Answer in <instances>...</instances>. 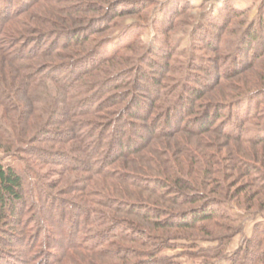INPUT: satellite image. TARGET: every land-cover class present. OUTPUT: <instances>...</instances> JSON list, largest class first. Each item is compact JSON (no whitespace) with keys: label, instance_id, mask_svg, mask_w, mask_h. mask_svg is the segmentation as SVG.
Masks as SVG:
<instances>
[{"label":"rangeland","instance_id":"1","mask_svg":"<svg viewBox=\"0 0 264 264\" xmlns=\"http://www.w3.org/2000/svg\"><path fill=\"white\" fill-rule=\"evenodd\" d=\"M4 1L11 11L18 4L23 5L13 21L4 25L9 38L14 39L11 43L37 49V53L32 51L33 54L43 51L29 59L38 69L49 65L63 66L62 74L74 75V91L66 95L49 79L47 88L40 89L49 102L35 103L29 97L28 88H31L25 76L15 79L11 73L3 83L6 94L11 95L0 102V117L4 116L0 119V127H11L12 120L21 111L25 123L34 131L43 122L40 111L49 109L55 96L65 102L74 100V105L87 96H99V101L105 102L103 111L80 117L76 107L74 112L67 110L69 118L78 124L82 121L100 127L111 119L115 121L122 117L118 124L122 139L131 137L142 142L141 146H146L142 153L147 154L144 161L139 160L146 167L145 175L144 171L141 173L140 169L134 168L138 164L124 156L109 166V174L96 175L89 171H74V167H68L73 165L71 161H54L56 148L65 150L68 144L37 141L35 134L23 135V141L11 138L14 146L11 148L4 142V149H0L3 163H13L20 169L29 167V163L40 167L41 181L46 184L44 193L54 203L52 210L59 211L64 205V209L69 210L70 205L72 212L78 214V220L81 217L74 226L76 234L73 230L69 241L61 231L64 226L57 225V220L53 222L51 213H43L44 222H37L35 217L28 218L29 229L38 227L37 237L42 239L48 235L49 240L37 254L40 258L36 264H42L45 259L58 261L56 264H138L162 257H166L168 264H264V239L261 241L260 238L264 230V139L231 140L219 130L220 123L230 116H237L232 118L237 121V112L241 116L247 115L251 109L254 119L246 122V128L250 129L248 134L259 132L258 136L264 138V0ZM232 11L236 13H230ZM92 28L96 33H89ZM74 32L89 33L88 39L80 44L65 42ZM250 32L255 33L256 39L248 43ZM45 34L51 39L47 40L50 45L43 42ZM59 35L61 38L57 40ZM3 39L0 35L1 48ZM51 44L60 45L48 53ZM3 63L5 60L0 54V65ZM36 87L41 88V85ZM11 88H15L16 93L11 92ZM192 89L199 91L201 97L198 100H194ZM180 96L182 99L191 97L198 113L188 115L189 110L181 105L184 101H180ZM134 99L142 100L144 110L152 113L147 122L138 121L127 113L128 108L131 112L137 109ZM209 100H215L217 105L220 103L222 107L217 113L222 118L207 123L210 126L204 133L188 135L194 130L193 125L189 127L184 123L185 118L199 119L205 109L197 105H205ZM59 103L58 108L64 109L63 103ZM12 105H15L14 109ZM248 106L245 112L244 108ZM30 109L34 110L28 114ZM168 112L169 124L165 122ZM209 114L214 117L215 110ZM153 122L158 134L147 144L135 133L132 123L150 136L153 134L147 128ZM67 126L68 123H63L47 127L63 129ZM35 154H41L44 161L39 162ZM218 154H221L220 159L213 165L215 177L221 178L217 182L201 184L187 173L193 167L197 172L201 171L194 161L204 162V159H211L208 155ZM171 166L178 169L177 177L181 179L167 174ZM133 170L139 178L130 181L128 172ZM176 179L183 182L179 184V191L184 195L204 194L203 202L213 199L218 214L226 218L201 221L191 228L158 229L153 227L152 220L123 209L127 203L146 205L156 214L161 212L162 215H156L154 220L164 218L163 222L169 218L162 213L164 210L180 212L199 206L202 202L195 203L197 205L173 203L171 197L177 195ZM184 181L194 185L195 189L189 188ZM160 182L163 184L158 191L157 183ZM105 184L108 189L104 188ZM155 184L158 192L147 190L146 187ZM34 201V205L41 208L42 203ZM44 205L46 207L47 203ZM28 208L24 209L28 212L25 211L27 215L23 218L35 216L34 207L33 210ZM87 208H93L94 214L91 211L82 213ZM84 217L91 218L94 224L83 222ZM129 223L138 231L127 229ZM125 232L144 236L145 241H126ZM112 233L115 235L110 236ZM106 234L110 236L109 242L98 245L95 251L82 246L86 242L98 243L100 236ZM160 239H166L168 245L161 248ZM20 240L16 235L10 239L17 245V250H7V264H26L18 244ZM126 250L130 254L125 262L111 255L115 251L120 257Z\"/></svg>","mask_w":264,"mask_h":264},{"label":"trees","instance_id":"2","mask_svg":"<svg viewBox=\"0 0 264 264\" xmlns=\"http://www.w3.org/2000/svg\"><path fill=\"white\" fill-rule=\"evenodd\" d=\"M7 6H8L7 2L3 0L2 7L0 8V15L2 14V17L0 18V35H2L4 39L1 41L2 48L0 47V54H1V57L5 60V63H3V65H0V102L3 103V101H6L4 99L8 98L7 95H11L8 92L6 94V88H4L5 86L3 85V83L5 84L4 81L8 78L9 74L11 73L12 75H15L14 77L15 79H20V77L25 76L24 77L26 78L25 81L28 84V86L31 88V89L28 88V93H30L29 97L31 98L32 102H35V103H44L46 101L49 102V100L46 98V95L42 94V92L40 91V89L42 90L44 87L47 88L46 82L49 79H51L56 84H58L59 87L66 92V95H69L72 91H74V75L72 76L69 73H67L66 75L62 74V70L64 69H62L63 66L59 67V65L58 66L54 65V67H51V65L43 66L42 68H39V69L34 67L29 62L30 61L29 59L35 57V55L38 56V54H42L43 51H40V52L38 51V54H33L32 51H34L35 48L34 50L31 48L27 49L23 45L22 46L20 45L17 47L16 44L11 43V40H14V39H12V37L9 38L8 32L6 31L7 29H5L4 25L6 24L5 22H7L8 24L9 22H11V20L14 17H16L18 12L21 11L20 9L22 8L23 5L22 4L16 5L15 8L12 9V11ZM230 13L235 14L236 12L232 11ZM93 28L90 30L89 32L90 34L96 33ZM54 31H58V30L55 29ZM88 34L81 35V34L74 32L72 37L66 38L65 42L69 43V42L75 41L80 44L81 42H84L85 40L88 39V36H89ZM44 37L45 39L43 40V42H47V40L48 41L51 40L47 34H45ZM54 37L56 38V35ZM60 38H61V35L57 37V40H60ZM247 39H248V43L255 40L256 39L255 33L250 32L248 34ZM47 44L49 43L47 42ZM59 45L60 44L58 45L51 44L52 48H50L48 53L50 51L54 52L59 47ZM35 53H37V49L35 50ZM94 64L92 63V65ZM95 65H98V64L96 63ZM39 85H41V88L36 87ZM12 91L16 93L15 88H11V92ZM199 94H200L199 91L192 92V96H194V100H198L201 97ZM65 97L67 98L71 96H65ZM235 97L236 98L238 97L237 99H239L241 96H235ZM182 98L183 96L179 97L180 101L182 100L184 101V102L182 101L183 104L181 105L183 107L185 106L187 108L186 110H189L188 115H192V113H194L193 115L197 114L198 110L194 109L195 107V104L193 103L194 100H192V98L189 96H186L185 99H182ZM99 99H100L99 96H87L85 100H81L79 103H77V105L75 104L76 105L75 106L74 100L72 102L68 100L65 102L63 101V98L59 96H55V99H53L54 102L51 104V106H49V109H44L43 111H40L42 113V117L40 116L42 119L41 118L40 119L43 122H41V124H39L37 128L34 129V131H32V127H30L29 124L25 123V116L23 117L22 112L19 111L17 113V116L12 120L11 127L10 125H8V127L5 128L1 125L2 127H0V136L6 138L7 141H5L2 137H0V145H1L0 149L3 148V145H6L5 143H8V145H6L7 148L14 147L11 141V138L18 139L19 141H23V135L31 136L35 134L34 139H36L37 141L50 140L51 142L56 143V144H68V149H65V150L61 149L58 151L59 148H56L57 151L54 153V156H56L57 158L54 157L55 159L54 161H58L59 163H62V161L63 163L67 161H71L73 165L71 166L67 165V166L72 167V168L74 167V171L76 172L89 171L96 175H100L102 173L107 175L109 174L108 173L109 166L118 157L124 156V157H129L132 163L138 164L137 166H134V168H136L137 170L140 169V172L144 171L145 173L143 172V174L145 175L147 173L146 167L143 166L142 163L139 162V160L144 161V158L147 156L146 153H144V155L142 153L146 146L142 147L141 146L142 142L140 143L139 141H137L136 139L134 140L131 137L125 138V140L122 139L123 138L121 134L122 130L118 127L119 126L118 124L120 123L122 117H119V119H116L115 121L111 119V122L103 123L100 127L93 126L92 124L89 125V122L82 123V121H80L78 124L77 122H74L73 118H69L67 110H70V112H74L76 111L75 110L76 107L79 109L78 113L80 114V117H83V115L88 116V115H93L95 113L96 114L100 113V111H103L104 109L105 102L101 103ZM231 101H234V100L232 99ZM59 102L63 103L62 107L64 109L58 108L57 103ZM134 103H136L137 109L134 112H131L130 108H128L127 113H130L132 117H136L135 119L138 121L147 122L151 118L152 113L147 110H144V102H142V100L137 99L135 100ZM216 103L217 102H215V100H212L205 105L204 103L202 105L198 104L197 105L198 107L200 106L205 109V111L202 113L199 119L197 117L191 119V117L189 116H188L189 118L187 119L185 118L184 123L186 122L185 124H187L188 126L193 125L192 127L194 130V131L190 130L189 131L190 134L188 135H191V136L196 135L197 134L196 132L204 133L205 131H207L208 127L210 126L207 123H210V122L213 123L215 120L216 121L219 120V117L222 118L221 117L222 115L217 113L219 110H221L222 106L220 105V103L218 105ZM12 106H13L12 109H14L15 105H12ZM205 106L207 107L205 108ZM248 109H249V106L245 107L244 111L246 112ZM33 110L34 109L28 110V114L31 113ZM213 110H215V114H214V117H211L209 112ZM251 112L252 110L249 109L246 112L247 115L245 114L246 116L245 115L241 116V113L237 112L238 114L237 121H233L232 119L237 116H234V117L230 116V118L226 117L227 119L220 123V126H219L220 132L227 139H231V140L241 139V140H247V141H261L264 138L263 136L261 137L258 136L259 132L257 134L255 132L254 135H252L251 133L248 134V132H250V129L246 128V122H250L251 120L254 119L253 114H250ZM168 116H169V112L167 113V120L165 121L166 123L169 124ZM0 119H4V116H2V118L0 117ZM63 123H68L69 126L63 129L47 127V126L54 125V124L63 125ZM204 123H206L207 126H203ZM132 125H133V128H135V131H136L135 133L140 135V137L142 138V141H144L145 143L147 142V144L150 141L151 137H154L156 134H158L156 131L154 122L149 124L147 128V130L151 134H153L150 136L146 135L147 132L145 133V131H143L142 129H139L138 125L133 124V123ZM132 125H130L129 127H132ZM194 127H197V128L194 129ZM84 129H87V130H84ZM83 131L85 132L83 133ZM107 133H110V134L108 135ZM208 156H210L211 159L210 158H208L207 160L204 159V162H202L201 160L194 161L195 166H196V163H198V166H200L199 169H201V171L197 172L196 168L194 167L191 169L189 168L187 170L188 171L187 173L191 174L190 177H192L196 181H200L201 184L202 183L212 184L211 182L214 183L221 179L220 176L215 177L216 170L213 169V165L216 162V159L218 158L220 159L221 154L220 155L218 154L217 156H211V155H208ZM35 157L37 158V160H39V162L44 161L41 154H37V156L35 154ZM28 165L29 167L20 169L13 163H9V162L3 163L0 160V262H1L0 264H7L8 262L7 259H9L7 256L8 255L7 250L9 248H12L13 250L14 249L17 250V247H16L17 245L13 244L12 241H10V239H12L15 235L19 236V239H22L23 241L22 242L20 240L18 244L20 243L19 245L21 248L20 247L19 248L21 251V255L24 257V262L26 264H36L38 262V259L40 258V256H37V254L41 253L42 249L45 246H47L46 241H49V240H48V235H45L42 239L37 237L36 229L38 233L40 232V229H38V227L29 229L31 226L30 222L27 221L29 217L31 218L35 217V220L37 222H44L46 220L44 217L45 216L44 214L51 213L52 221L54 222L57 220L56 222L57 225L64 226V227H61L62 228L61 231L62 233L66 234L68 241L70 240V237L72 236L71 233L73 232V230H74V235L76 234L74 226L76 225L78 221H81V217L78 220L77 218L78 214L76 216L75 213L72 212L70 205H69L70 207L69 210L64 209L66 208L64 207L65 205L61 207L59 211L52 210L51 205L54 206V203L52 204L51 203L52 199H49L46 193H44L43 187H46V184L41 181L42 176L40 172L41 170L40 167L32 165L31 163H29ZM134 168H131V170ZM177 170H178L177 168H174V166H171V169L169 170L170 173L167 172V174L169 176L176 177L179 180L180 177H177L178 175ZM248 170H249V167L247 166V171ZM134 171L135 170L128 172L129 173L128 179H130V181H132V179L138 180L139 178V175L135 173ZM177 179L174 180V183H175L174 186L177 187L176 188L177 195L175 193V196L171 197V200L173 201V203L174 204L187 203L188 205H197L198 203L202 202L201 204H199V206L193 209H189V210H184V211L182 210L180 212H168L167 210H164L162 211V213L163 214L165 213L166 215H168L169 218L165 219L163 222H162V219L164 218H160V219L158 218L159 220L157 219L154 220V217L156 218V215H158L159 213L156 214L152 212L153 210H148L147 209L148 207L146 205L144 206L142 204H138L137 206L131 203H127L124 205L123 209H128V211L132 213H136L140 215L141 217H144L148 220H152L153 227L158 228V229L159 228H163V229L191 228L192 226H195L196 224L201 223V221H205V220L219 221L222 218H226L225 216H220L218 214L217 208H214L215 202L213 199H211V201L203 202V200L206 198L204 194L198 192V193H194V195L192 194L189 195L188 193L184 195L181 191H179L181 190L179 189L180 187L179 184L183 182L179 183ZM213 179H216V180L213 181ZM97 181L98 180H96V182ZM184 183L187 184V186L190 185L186 181H184ZM162 184L163 182L157 183V185H159L158 187H160L158 188V191L161 189ZM104 188L108 189L107 184L104 185ZM146 188L147 190L153 191L155 193L158 192L155 190L156 184L154 187L149 186ZM189 188L195 189V186L190 185ZM34 200H37V202L42 203L41 208H37V206L34 205V202H36ZM45 202L47 203L46 207L44 205ZM26 206L29 207L28 209H31V210L34 209L36 211V214H34L35 216L28 215L26 218H23L24 215H27V212H28V210H24L26 209ZM119 208L121 209L122 206L120 205ZM89 211H91V213L94 214L93 208H91V210L88 208L84 209L82 213L89 214L88 213ZM157 212H159V210ZM161 215L162 214L160 212V214L157 217H160ZM147 217H150V218H147ZM82 221L85 223L91 224V225L94 224L91 218L88 219L87 217H84ZM129 225L130 227H128L127 229L133 228L134 231L136 230L138 231L136 226H133L131 223H129ZM112 235H115V233H112L110 236ZM110 236L108 234L103 235V236L101 235L100 241L98 243L97 242H94V243L86 242V244H82V246H84V248L88 251H95L98 245L99 246L104 245L105 242L107 241L109 242ZM123 237H125L126 241H132V242L134 241L144 242L145 241V239L143 238L144 236H141L139 234H136L133 236L132 234H129V232H125ZM260 238H261V241L264 239V230L262 234L260 235ZM160 240H161L160 242L161 248L166 247L168 245V243H166V239H160ZM79 244L80 242L79 243L77 242V245ZM74 245L76 244L74 243ZM74 245H72V247H74ZM156 250L157 248L153 250L154 251L153 254L156 253ZM115 251H113V254L111 253L114 259H118L119 261L122 260L124 262L127 261L126 260L128 258L127 256L130 254L129 251L127 250L123 251L124 253L120 257L116 255ZM154 260L155 261L151 259V261L147 263L139 262L138 264H154V263L155 264H158V263L168 264L169 263L166 257L156 258ZM43 262L45 264H56L58 261L53 262V260L51 259H45L42 261V264Z\"/></svg>","mask_w":264,"mask_h":264}]
</instances>
